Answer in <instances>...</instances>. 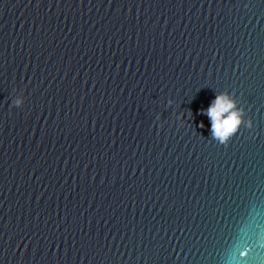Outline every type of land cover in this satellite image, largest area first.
<instances>
[{"label":"water","instance_id":"obj_1","mask_svg":"<svg viewBox=\"0 0 264 264\" xmlns=\"http://www.w3.org/2000/svg\"><path fill=\"white\" fill-rule=\"evenodd\" d=\"M0 264H264V0H0Z\"/></svg>","mask_w":264,"mask_h":264},{"label":"clouds","instance_id":"obj_2","mask_svg":"<svg viewBox=\"0 0 264 264\" xmlns=\"http://www.w3.org/2000/svg\"><path fill=\"white\" fill-rule=\"evenodd\" d=\"M172 100L168 101L171 105ZM24 98L22 95L16 96L12 101V107H22ZM191 113V111H189ZM200 113L209 118L211 124V138L219 144L227 146L230 140L240 131L241 127L253 128L251 119L245 120V110L238 106L233 94L227 91L216 93L207 109H201ZM225 114H227L225 116ZM159 119V117H157ZM200 127H204L203 122ZM245 253H241L244 255Z\"/></svg>","mask_w":264,"mask_h":264}]
</instances>
